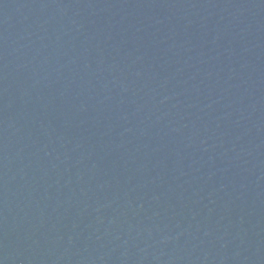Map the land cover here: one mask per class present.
Here are the masks:
<instances>
[{
	"label": "water",
	"instance_id": "water-1",
	"mask_svg": "<svg viewBox=\"0 0 264 264\" xmlns=\"http://www.w3.org/2000/svg\"><path fill=\"white\" fill-rule=\"evenodd\" d=\"M0 264H264V0H0Z\"/></svg>",
	"mask_w": 264,
	"mask_h": 264
}]
</instances>
